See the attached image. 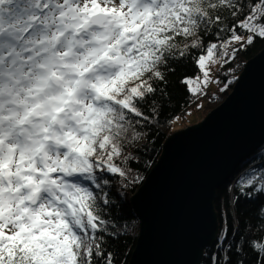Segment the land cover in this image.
Here are the masks:
<instances>
[{
	"label": "snow or ice",
	"instance_id": "snow-or-ice-1",
	"mask_svg": "<svg viewBox=\"0 0 264 264\" xmlns=\"http://www.w3.org/2000/svg\"><path fill=\"white\" fill-rule=\"evenodd\" d=\"M257 37L264 0H0V264H115L108 241L124 214L108 174L130 175L126 149L168 99L170 62L197 65L181 80L196 99L210 64ZM236 186L264 195V168ZM257 219L264 231V205ZM251 228L234 224L233 242L224 228L212 264H229L231 251L247 264L245 244L264 264Z\"/></svg>",
	"mask_w": 264,
	"mask_h": 264
},
{
	"label": "water",
	"instance_id": "water-1",
	"mask_svg": "<svg viewBox=\"0 0 264 264\" xmlns=\"http://www.w3.org/2000/svg\"><path fill=\"white\" fill-rule=\"evenodd\" d=\"M264 145V49L199 123L172 133L131 202L140 232L130 264H201L219 237L216 190Z\"/></svg>",
	"mask_w": 264,
	"mask_h": 264
},
{
	"label": "trees",
	"instance_id": "trees-1",
	"mask_svg": "<svg viewBox=\"0 0 264 264\" xmlns=\"http://www.w3.org/2000/svg\"><path fill=\"white\" fill-rule=\"evenodd\" d=\"M242 34L246 35V33ZM212 39V36L205 37V44ZM263 49L264 38L257 37L251 45L241 49L234 58L229 59L227 64L221 62L217 68H214L215 79L217 80L218 78L219 80L217 82L218 89L215 92V101L209 102L207 108L211 105L210 108L212 110L227 98L246 63ZM170 65L175 68V71L168 72L166 76L168 99L161 100L160 97H157L162 104L158 117L150 125H146L141 129L143 132L142 138L134 143L132 147L126 149V154H131L133 157L126 165L130 169V175L125 180L118 175L108 174L111 179L108 190L115 196L117 189H119L118 199L122 201L124 214L117 225L120 229V235L112 237L108 241V250L114 251L117 256L115 264H130L139 236L140 220L135 214L131 202L132 196L142 186L150 171L158 162L166 139L174 133L173 129H171L174 118L179 115L186 116L203 98V95H200L199 98L193 99L188 87L181 83L184 77H196L199 72L197 65L190 58L179 62H170ZM228 81H231V83H228ZM225 84H227V87H225ZM221 89L224 90L221 91ZM141 107L148 113L147 105H142ZM262 158H264V145L253 155L239 163L229 180L216 190L214 208L220 224L219 234L224 228H227V242L240 240L239 233H245L246 222H250L252 225L248 240L258 239L264 242V231L256 227L259 206L264 205V195L257 193V198H253L240 193L236 186L239 177L250 166L256 168L257 171L264 168V159ZM125 185L127 186L125 187ZM234 224L239 229V233L233 231ZM217 243L218 238L214 244L206 248L201 264H212V256L217 253ZM244 250L249 257L247 264H254L259 253L255 252L248 244L244 245ZM229 255L231 257L229 264H236L238 257L235 251H231Z\"/></svg>",
	"mask_w": 264,
	"mask_h": 264
},
{
	"label": "rangeland",
	"instance_id": "rangeland-1",
	"mask_svg": "<svg viewBox=\"0 0 264 264\" xmlns=\"http://www.w3.org/2000/svg\"><path fill=\"white\" fill-rule=\"evenodd\" d=\"M221 63H217V64H210V76L213 78L212 82L206 87L204 88V91L208 92L211 91L213 93H215L218 89V83L217 80L215 79V70L214 68H217L218 65H220ZM201 80H202V74H201ZM195 86V84H193V87ZM203 88V85H202ZM205 95H203L204 97ZM211 103V102H210ZM209 104V102H207L204 98H202L196 105L194 108H192L187 114L186 116H182L179 115L177 117H179V119H175L173 120L171 129H173L174 132L185 129L191 125L197 124L200 121H202L207 115L208 113L211 111L210 106L207 108V105ZM198 105H202V106H198ZM217 107V106H216ZM214 109V108H213ZM212 109V110H213Z\"/></svg>",
	"mask_w": 264,
	"mask_h": 264
},
{
	"label": "built area",
	"instance_id": "built-area-1",
	"mask_svg": "<svg viewBox=\"0 0 264 264\" xmlns=\"http://www.w3.org/2000/svg\"><path fill=\"white\" fill-rule=\"evenodd\" d=\"M204 99L211 102L215 101L216 99L215 93L208 91L207 95L204 96Z\"/></svg>",
	"mask_w": 264,
	"mask_h": 264
},
{
	"label": "bare ground",
	"instance_id": "bare-ground-1",
	"mask_svg": "<svg viewBox=\"0 0 264 264\" xmlns=\"http://www.w3.org/2000/svg\"><path fill=\"white\" fill-rule=\"evenodd\" d=\"M211 92V91H210ZM204 98V97H203ZM206 100V99H205ZM207 101V100H206ZM207 102H211V101H207Z\"/></svg>",
	"mask_w": 264,
	"mask_h": 264
}]
</instances>
